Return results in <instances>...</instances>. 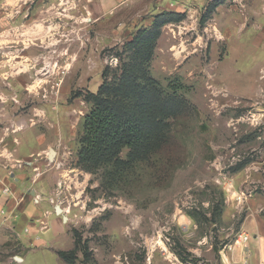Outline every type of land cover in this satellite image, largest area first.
<instances>
[{
  "label": "rangeland",
  "instance_id": "obj_1",
  "mask_svg": "<svg viewBox=\"0 0 264 264\" xmlns=\"http://www.w3.org/2000/svg\"><path fill=\"white\" fill-rule=\"evenodd\" d=\"M234 1L0 0V116L44 135L30 170L56 179L72 264H217L264 214V0ZM136 34H157L149 74L187 104L153 165L106 188L77 163L87 94Z\"/></svg>",
  "mask_w": 264,
  "mask_h": 264
},
{
  "label": "trees",
  "instance_id": "obj_2",
  "mask_svg": "<svg viewBox=\"0 0 264 264\" xmlns=\"http://www.w3.org/2000/svg\"><path fill=\"white\" fill-rule=\"evenodd\" d=\"M181 18L169 11L159 13L152 28ZM156 36L136 34L125 44L121 53L125 58H119L115 68L107 66L97 92L87 94L92 107L84 117L77 163L86 172L98 173L106 188L129 183L139 175L137 170L153 165L154 155L171 136L170 117L175 121L187 104L176 94L180 86L165 90L149 74ZM57 254L67 264L74 261L69 250H57Z\"/></svg>",
  "mask_w": 264,
  "mask_h": 264
},
{
  "label": "crops",
  "instance_id": "obj_3",
  "mask_svg": "<svg viewBox=\"0 0 264 264\" xmlns=\"http://www.w3.org/2000/svg\"><path fill=\"white\" fill-rule=\"evenodd\" d=\"M245 47L252 52L259 46L245 43ZM0 119L16 125L0 127V264H48L42 259L48 252L56 264H67L57 250H69L73 241L64 216L56 212V200L61 197L56 179L49 171L33 174L30 170L35 166L34 153H42L38 146L44 135L19 129L21 116L4 114ZM238 237L217 264H264V214L249 212ZM37 257L41 259L36 262Z\"/></svg>",
  "mask_w": 264,
  "mask_h": 264
},
{
  "label": "water",
  "instance_id": "obj_4",
  "mask_svg": "<svg viewBox=\"0 0 264 264\" xmlns=\"http://www.w3.org/2000/svg\"><path fill=\"white\" fill-rule=\"evenodd\" d=\"M61 211H62L61 207H60L59 205H56V212H57L58 214H60ZM16 258H19V257L16 256Z\"/></svg>",
  "mask_w": 264,
  "mask_h": 264
}]
</instances>
